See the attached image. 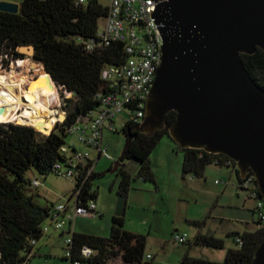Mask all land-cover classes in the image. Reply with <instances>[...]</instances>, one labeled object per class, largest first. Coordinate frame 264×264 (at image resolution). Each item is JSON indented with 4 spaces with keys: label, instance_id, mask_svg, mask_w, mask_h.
Listing matches in <instances>:
<instances>
[{
    "label": "trees",
    "instance_id": "16d2710c",
    "mask_svg": "<svg viewBox=\"0 0 264 264\" xmlns=\"http://www.w3.org/2000/svg\"><path fill=\"white\" fill-rule=\"evenodd\" d=\"M106 16L107 7L99 0H90L84 5L78 4V0H22L17 14L0 12V57L25 59L17 52V47L33 45V60L42 65L57 88L72 94L71 98L65 99V121L57 123L49 135H43L30 126L0 124V264H28V253L34 252L33 257L36 254L31 242L42 238L41 226L52 208L36 202V194L29 191L33 180L27 177V173L33 170L43 177L56 174L54 165L63 162L60 148L66 144L68 127L80 115L97 108L94 95L103 86L100 71L104 65L113 62L119 51L114 52L110 47L88 52L80 40L93 38L100 21L104 22ZM241 60L251 79L264 90V51L257 49L252 55L242 54ZM176 117V112H169L165 116L164 128L152 135L135 131L133 128L138 125L126 122L122 132L126 136L125 129L129 127L133 138L119 159L122 166L117 171L121 176L118 208L111 219L110 236L101 238L73 231L70 246L72 262L111 264L120 258L123 264H150L145 262L146 237L124 230L127 199L132 174L136 173L143 182L156 183L150 156L163 136L170 138L169 128ZM181 151L184 153L183 178L204 179L210 165L230 168L239 175L235 161L224 154L193 148ZM230 160L232 167L226 165ZM125 161L130 164H123ZM250 174L254 175L252 171ZM95 176L93 172L81 194L79 200L83 203L97 198L92 182ZM238 181L240 185L242 180L239 176ZM254 184L258 186L256 181ZM74 191L73 188L72 193ZM250 213L257 217L254 208ZM204 222L192 221L191 224L201 227ZM253 223L256 226L254 230L230 233V237H235V243L240 238L243 244L236 249H227L222 262L193 258L187 251L179 264H252L255 251L264 240V222L257 217ZM193 245L225 248L223 240L200 233ZM84 246L96 251V255L90 259L82 258L80 251Z\"/></svg>",
    "mask_w": 264,
    "mask_h": 264
},
{
    "label": "water",
    "instance_id": "95a60500",
    "mask_svg": "<svg viewBox=\"0 0 264 264\" xmlns=\"http://www.w3.org/2000/svg\"><path fill=\"white\" fill-rule=\"evenodd\" d=\"M150 1L158 2L150 18L162 39V58L144 120L133 130L152 135L176 112L169 134L181 149L226 155L242 180L253 172L264 196V90L241 60L242 54L264 51V0ZM18 10L17 4L0 3V12ZM17 52L33 60L34 46H19ZM45 74L44 84L53 83ZM125 133L128 150L133 135L129 127ZM120 166L118 160L110 172ZM252 264H264V240Z\"/></svg>",
    "mask_w": 264,
    "mask_h": 264
},
{
    "label": "rangeland",
    "instance_id": "374dc122",
    "mask_svg": "<svg viewBox=\"0 0 264 264\" xmlns=\"http://www.w3.org/2000/svg\"><path fill=\"white\" fill-rule=\"evenodd\" d=\"M2 2L19 5L22 0H0V3ZM99 3L107 6L109 0H99ZM103 24L104 22L100 21L99 27H103ZM17 60H24L25 64L23 68L14 70V81L25 78L27 68L31 70L29 76L34 77L30 66L33 60L27 56L25 59H15L2 55L0 72H10ZM23 86L24 83L22 88ZM15 93L19 95L16 90ZM65 96L66 94L56 87L55 97H50L51 108L54 111L58 110L59 114H62V98ZM127 120L125 113L119 114L113 123L115 130L105 129L103 132V146L111 160L97 159V153L93 149L76 144L77 140L73 136L69 135L66 138L67 144L75 143L80 152H87L90 155L94 161L96 174L92 182L97 191L98 215L76 218L73 223V231L76 233L101 238L110 236L111 219L118 208V187L121 179L117 172L110 171L125 150L126 136L122 131ZM183 155L181 148L168 136H163L153 150L150 165L160 192L156 191L154 183L143 182L137 178L136 173L132 174L131 190H144L146 193L142 200L127 207L124 230L146 237L145 256L152 257V260H147L146 263L179 264L187 251L190 257L219 263L223 261L227 249L238 248L235 237H230V233H243L256 227L253 222L257 217L250 213L255 206L254 202L247 198L244 190L238 189L237 178L232 169L210 165L205 171L204 179L191 176L183 178ZM128 163L125 161L123 164ZM27 177L31 181L37 180L42 183L38 188L29 187L30 193L36 194L35 200L41 206L53 208L59 204H66L74 188L73 182L61 175L51 173L43 177L31 170ZM145 184L148 185V189ZM192 221L205 222L199 227L191 224ZM199 232L223 240L225 248L221 250L193 245ZM175 234H186L188 241L177 244L173 240ZM66 238V235L62 236L55 231L43 236L38 241L39 248L38 243L35 247V256L28 264H69L64 260ZM111 264L123 262L118 258Z\"/></svg>",
    "mask_w": 264,
    "mask_h": 264
},
{
    "label": "built area",
    "instance_id": "2783aa9c",
    "mask_svg": "<svg viewBox=\"0 0 264 264\" xmlns=\"http://www.w3.org/2000/svg\"><path fill=\"white\" fill-rule=\"evenodd\" d=\"M89 1L78 0V4L84 5ZM157 4L158 2L154 3L150 0H109L103 27L97 29L93 38L80 40L88 52L109 49L110 47L114 49V52L119 51L118 56L113 58V62L104 65L100 71L103 86L94 95V100L98 103L97 108L86 115H80L68 127V134L76 138V144L93 149L97 153V159L111 160L107 149L103 146V132L105 129L115 130L113 123L119 114L125 113L128 117L127 122L137 125L145 117L147 95L162 58L160 48L162 47V39L156 25L150 18ZM26 71V77H23L24 80L16 89L22 101V106L18 110L19 116H23L26 111H32L24 96V91L28 82L36 76H29L30 69L27 68ZM22 83H24L23 88ZM59 90L61 89L59 88ZM64 94L66 96L64 99L62 98L61 106L63 120L59 119V112L55 110L54 116H58V119L49 133H45L26 122L18 124L13 121L11 123L30 126L43 135H49L56 124L63 123L67 117L63 107L65 106V99H68L67 96L70 94L72 97V94L67 92ZM76 144H64L60 148V153L64 157L63 162L54 165L56 175L71 180L75 191L70 195L66 204H59L52 208L47 220L41 226L42 237L51 231L67 236L65 258L69 264H81L71 260V235L75 219L98 215L95 200H87L84 203L79 200L94 172V161L87 152H80ZM226 165L232 167L231 160L227 161ZM254 181H256L255 176L248 173L239 186L241 190L247 193V198L254 202L258 219L264 222V196L260 193L258 186H255ZM41 185L42 183L37 180H33L31 183L33 188L41 187ZM92 191L93 189L90 190V192ZM173 240L177 244H184L187 242V235L175 234ZM37 243L38 241L35 240L31 242L33 247H36ZM236 243L239 247L243 244L240 238L236 239ZM96 253L86 246L80 251L81 257L84 259L92 258ZM33 255L34 252L28 253L27 259H31ZM151 259L150 255L145 256L146 261Z\"/></svg>",
    "mask_w": 264,
    "mask_h": 264
},
{
    "label": "bare ground",
    "instance_id": "6f19581e",
    "mask_svg": "<svg viewBox=\"0 0 264 264\" xmlns=\"http://www.w3.org/2000/svg\"><path fill=\"white\" fill-rule=\"evenodd\" d=\"M24 60H17L13 63L10 72H0V124L11 123L13 121L18 124L28 123L37 127L39 130L49 133L58 119L54 116L55 111L50 106V97L56 95V87L53 83L45 85L43 77L46 75L41 65L31 64V69L36 78L28 82L24 91V96L28 101V105L32 111H26L23 116L18 115V110L22 106L20 96L15 93L19 88L20 82L14 81V70L23 68ZM20 90L22 88L20 87ZM70 96V94H69ZM59 119L63 120V116L58 114Z\"/></svg>",
    "mask_w": 264,
    "mask_h": 264
},
{
    "label": "crops",
    "instance_id": "0c3cea01",
    "mask_svg": "<svg viewBox=\"0 0 264 264\" xmlns=\"http://www.w3.org/2000/svg\"><path fill=\"white\" fill-rule=\"evenodd\" d=\"M19 6V5H18ZM233 171V170H232ZM239 171V170H238ZM233 173H234V171H233ZM235 174V173H234ZM235 176H236V178H237V186H238V189L240 190V187H239V181H238V176L240 177V179H241V176H240V173H239V175H237V174H235ZM146 185V189H148V185L147 184H145ZM154 186H155V188H156V191L157 192H160L159 191V189H158V186H157V183H155L154 184ZM150 187V186H149ZM145 189V190H146ZM146 192H144V190H138V191H136V190H131L130 191V193L128 194V201H127V203H128V206H131V205H133V203H137L138 201H140V200H142L143 199V196H145L144 194H145ZM96 201V200H95ZM96 212H97V205H96ZM200 234H201V232H199ZM139 235V234H138ZM37 248H39V243H38V245H37Z\"/></svg>",
    "mask_w": 264,
    "mask_h": 264
},
{
    "label": "flooded vegetation",
    "instance_id": "af4514ba",
    "mask_svg": "<svg viewBox=\"0 0 264 264\" xmlns=\"http://www.w3.org/2000/svg\"><path fill=\"white\" fill-rule=\"evenodd\" d=\"M143 120H144V119H143ZM141 123H142V122H141ZM157 131H159V130H156L155 132H157ZM155 132H154V133H155ZM154 133H153V134H154Z\"/></svg>",
    "mask_w": 264,
    "mask_h": 264
}]
</instances>
